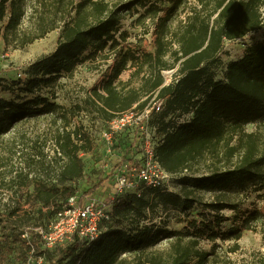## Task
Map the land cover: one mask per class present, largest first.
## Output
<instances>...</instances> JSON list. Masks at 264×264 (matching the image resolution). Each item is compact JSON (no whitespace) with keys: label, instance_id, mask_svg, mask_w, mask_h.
<instances>
[{"label":"trees","instance_id":"trees-1","mask_svg":"<svg viewBox=\"0 0 264 264\" xmlns=\"http://www.w3.org/2000/svg\"><path fill=\"white\" fill-rule=\"evenodd\" d=\"M263 6L264 0H0V21L7 20L5 38L13 39L17 47L23 48L61 28L55 50L29 66L28 78L14 91L16 97L0 98L1 142L13 128L19 131L17 124L52 115L55 147L54 154L43 148L26 159L22 155L19 171L13 167L10 181L5 180L6 172L0 171L2 188L18 186L21 190L33 185L28 206L18 197L0 201V227L5 232L0 238V264L21 246L33 249L36 257H43L48 264L232 263L215 248L202 249L195 232L139 222L147 219L148 209L158 204L192 208L198 202L193 187L235 183L251 184L256 190L264 188V42L250 46L244 56L231 61L225 80H217L213 70L222 60L220 53L227 40L264 27ZM129 11L138 14L136 23L142 25L149 19L155 24L152 51L122 46L121 41L129 35L122 29V18ZM114 51L121 60L113 77L93 89L84 105L75 108L82 111L91 106L101 119L110 120L134 106L143 110L157 94L165 99L164 109L151 113V117L159 114L161 125L157 126L164 134L158 147L161 166L171 174H194L201 168L204 173L184 175L177 193L167 191L165 186L142 187L141 195L135 191L115 195L110 202L111 220H136L132 230L110 227L93 240L74 232L70 239L47 247L36 228L51 222L36 227L31 222L43 220L48 212L56 217L59 210L69 206L71 197L82 203L102 181L78 195L77 181L84 174L81 153L97 148L92 133L83 125H72L70 112L48 96L28 95L57 82L63 72L72 74L81 62L101 54L107 59ZM127 67L135 68L132 77H138V85L132 84L134 77L115 83ZM172 69L175 77L167 83L163 72ZM190 113V121L178 122L179 117ZM170 114L175 117L167 120ZM249 123H256L253 131L247 129ZM17 137H12L16 144L13 151L23 153V147L17 149ZM31 166H37L39 175L46 179L32 183L31 171L27 170ZM228 206L223 202L208 204L215 211ZM260 215L256 212L253 218ZM162 235L172 238L169 251L147 250ZM239 248L235 243L233 250ZM126 253H134V260L122 257ZM243 264H264V260L258 263L248 257Z\"/></svg>","mask_w":264,"mask_h":264},{"label":"rangeland","instance_id":"rangeland-1","mask_svg":"<svg viewBox=\"0 0 264 264\" xmlns=\"http://www.w3.org/2000/svg\"><path fill=\"white\" fill-rule=\"evenodd\" d=\"M264 16V6L262 8ZM138 14L132 11L124 12L122 18V29L128 31L127 40H122V46L125 49L131 48L137 50L139 47L147 51L154 49L155 24L151 20H146L145 24L135 22ZM182 17L184 14L182 13ZM26 21V20H25ZM7 20L0 21V98H15L14 91L28 78L29 66L38 58L52 53L56 46L61 28L48 33L45 37L35 40L27 46L17 47L15 41L7 40L6 35ZM26 27V22L23 25ZM12 36H10L11 39ZM264 42V27L258 31L250 32L246 36L227 40L220 53L221 62L214 66L213 70L217 80H225L228 64L244 56L250 46ZM141 45V46H140ZM121 57L115 51L110 53L109 58H104L103 54L97 58L87 59L77 65L72 74L63 72L57 82L42 86L33 95L42 94L48 96L52 101L64 106L72 115V125H83L92 133L94 144H100V150L95 149L91 152H82L84 161V174L77 181L79 186V196L95 184L101 182L100 187L94 194L85 196V199L94 198L100 205L109 207L114 190V179L117 171L132 173L133 166L140 161L141 147L140 141L134 135L132 130L123 131L120 136L112 139L111 145L107 146L104 138V131L108 130V120L101 119L95 111V108L88 106V109L78 111L77 104L84 105V100L88 94L102 85L114 75ZM133 67L125 68L115 83L132 79ZM22 72V77L18 73ZM166 82L170 83L175 77L174 70L163 72ZM132 84L138 85V77H134ZM10 87V88H9ZM151 102L154 103L152 97ZM192 115V114H190ZM52 115L30 118L16 126L19 131L12 129L11 132L4 135L5 140H0V171H5L6 181L12 180V169L19 171V161L28 158L45 148V151L54 154ZM175 116L170 114L167 120ZM152 126L161 125L159 114L153 115L150 119ZM256 123H249L247 129L253 131ZM17 146L23 147V153L13 151L15 142L12 137L17 136ZM97 141V143H96ZM23 158H21V156ZM37 166L28 167L31 171L30 178L34 180L46 179L45 175L40 174ZM35 169V170H34ZM204 173L201 168L194 174L190 171L173 174L168 180L167 191L177 193L181 191L184 175L197 176ZM3 176V175H2ZM1 176V177H2ZM32 185V184H31ZM30 188L18 189V186L2 188L0 186V201L10 202L13 198H20L30 204V194L33 185ZM193 187V186H192ZM24 188V187H23ZM112 189V190H111ZM194 196L198 199L195 205L182 210L171 205L158 204L148 209L145 220L139 222L140 225H154L155 227L192 231L199 235L200 246L207 251L216 249V252L227 256L232 260L230 264H243L244 259L253 257L258 263L264 260V188L256 190L255 186L246 184L238 186L231 183L227 187H193ZM223 202L228 203V207L221 211H215L208 207L209 203ZM24 206V207H25ZM260 212L258 218H253V214ZM43 220L37 223L31 222L33 227L36 225H48L56 217H52L48 212ZM18 220L30 218L18 217ZM136 225V220L113 218L111 221L102 224V231L110 227H123L132 230ZM0 227V238L4 235ZM241 234L239 238L237 236ZM29 240L28 235L24 236ZM44 241V240H43ZM172 238L160 236L157 241L147 248L149 251L159 250L161 253H167L170 249ZM238 243L240 248L234 251V244ZM122 257L134 260V253L123 254ZM5 264H48L43 257L37 258L34 250L28 247H18L15 252L6 258Z\"/></svg>","mask_w":264,"mask_h":264},{"label":"built area","instance_id":"built-area-1","mask_svg":"<svg viewBox=\"0 0 264 264\" xmlns=\"http://www.w3.org/2000/svg\"><path fill=\"white\" fill-rule=\"evenodd\" d=\"M172 70L175 71V69ZM18 76L22 77V72H19ZM153 99L154 103L150 101L143 110L134 106L107 121L108 130L104 131L103 138L107 146L110 147L112 139L127 129L133 131L141 147L140 161L133 166L132 173L116 172L111 198L126 191H135L141 195L142 187H167L168 180L173 175L167 172L159 162L158 147L164 134L159 132L158 126L150 124L152 111L161 112L165 107V99L158 98L157 94L153 96ZM190 114L182 115L178 118V122L190 121L192 118ZM100 147L98 143L97 149L100 150ZM111 218L110 205L104 207L94 198L85 199L78 204L77 198L71 197L69 206L59 210L54 221L47 227H37L36 231L41 234L47 247H53L56 243L70 239L74 232H78L87 240H93L101 233L103 222L110 221Z\"/></svg>","mask_w":264,"mask_h":264}]
</instances>
